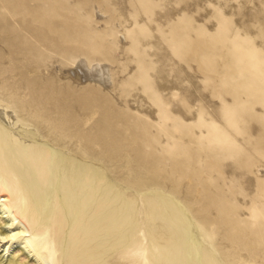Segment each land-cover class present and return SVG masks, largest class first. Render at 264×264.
<instances>
[{"label":"rangeland","instance_id":"1","mask_svg":"<svg viewBox=\"0 0 264 264\" xmlns=\"http://www.w3.org/2000/svg\"><path fill=\"white\" fill-rule=\"evenodd\" d=\"M0 106L97 162L138 226L169 240L145 199L170 196L221 264H264V0H0Z\"/></svg>","mask_w":264,"mask_h":264},{"label":"bare ground","instance_id":"2","mask_svg":"<svg viewBox=\"0 0 264 264\" xmlns=\"http://www.w3.org/2000/svg\"><path fill=\"white\" fill-rule=\"evenodd\" d=\"M75 67L100 86L113 81L104 61L78 58ZM30 129L0 106V262L10 253L7 264H118L120 254L131 264H193L194 251L197 264H221L190 236L172 197L145 199L147 212L172 229L168 240L158 226L137 225L135 202L121 197L97 162Z\"/></svg>","mask_w":264,"mask_h":264}]
</instances>
